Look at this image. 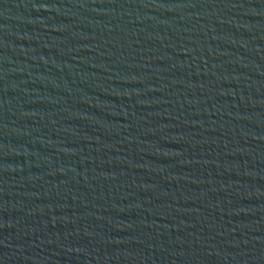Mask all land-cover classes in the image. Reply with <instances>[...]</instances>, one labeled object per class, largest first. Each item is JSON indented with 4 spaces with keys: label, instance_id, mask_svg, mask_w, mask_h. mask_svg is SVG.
<instances>
[{
    "label": "water",
    "instance_id": "obj_1",
    "mask_svg": "<svg viewBox=\"0 0 264 264\" xmlns=\"http://www.w3.org/2000/svg\"><path fill=\"white\" fill-rule=\"evenodd\" d=\"M0 264H264V0H0Z\"/></svg>",
    "mask_w": 264,
    "mask_h": 264
}]
</instances>
